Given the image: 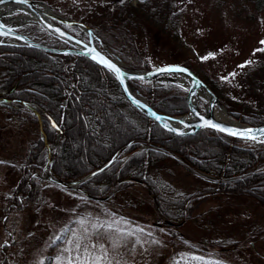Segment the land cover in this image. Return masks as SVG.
<instances>
[{"label":"rangeland","instance_id":"obj_1","mask_svg":"<svg viewBox=\"0 0 264 264\" xmlns=\"http://www.w3.org/2000/svg\"><path fill=\"white\" fill-rule=\"evenodd\" d=\"M25 1L42 3L57 17L100 31L108 12L117 5L129 3L137 13L130 19L128 31L152 70L175 65L197 75L224 107L225 114H215L219 121L223 116L236 125L253 128L243 120L253 118V114L264 117V44L261 43L264 41V6L260 5L261 9L257 10L253 2L258 0ZM168 6L180 15L177 31L171 28V20L163 10ZM23 14H14L11 22L2 19V23L19 28L20 34L37 44L42 41L53 45L55 38L39 25L18 27L13 23L30 16ZM110 31L102 34L112 42V36L116 35ZM71 33L74 38L87 41L78 29L74 28ZM173 33L178 41L172 37ZM100 46L106 50L104 45ZM162 80L165 81L151 84L152 89L171 86L184 91L177 82L178 76ZM197 105L203 113L207 107L204 96L198 98ZM23 119L24 122L14 120L0 111V253L4 245L11 246L6 251L8 264H68L69 261L78 264L84 260L93 264L95 257L102 258L101 264L109 261L111 264H264V234L253 238L250 232L251 226L264 227V209L247 199L217 197L198 202L189 213L185 228L177 232L186 243H172L173 249L164 228L158 224L149 195L140 184H129L123 193L115 194L110 203L103 204L51 185L47 182L53 177L50 173L34 172L41 200L37 205L23 202L6 214L29 148L40 139V123L34 124L26 116ZM260 144L264 145V141L244 142L239 146L254 151ZM170 164L168 172L161 173L165 182L186 194L201 189L202 182L184 170L181 162L171 161ZM82 220L83 225L79 223ZM93 224L97 228H93ZM101 224L104 227H99ZM57 237H63L64 243L51 255L49 249ZM226 237L236 242V250L214 248ZM193 241L209 250L194 251L190 246ZM117 242L118 246H114ZM227 249L230 252H226Z\"/></svg>","mask_w":264,"mask_h":264},{"label":"trees","instance_id":"obj_2","mask_svg":"<svg viewBox=\"0 0 264 264\" xmlns=\"http://www.w3.org/2000/svg\"><path fill=\"white\" fill-rule=\"evenodd\" d=\"M125 4L117 5L106 14L101 31L90 29L106 50L130 70L150 72L152 68L144 61L128 31L130 19L137 11L129 3ZM253 4L259 10L264 0ZM173 9L168 6L163 10L171 20V28L177 31L180 15ZM62 29L73 36L74 29L66 26ZM107 31L116 35L112 34V42L103 38L102 33ZM172 37L177 40L176 34ZM38 44L57 50L68 48L58 39H53L51 46L42 41ZM96 48L102 51L100 44ZM130 86L161 116L176 118L188 113L187 93L177 87L152 89L150 83L144 82H131ZM0 111L23 122L26 116L41 127L40 139L30 146L19 171V183L9 199L6 214L23 202L39 203L35 173H50L59 182L71 183L92 176L110 163L102 173L82 183L79 188L83 197L91 202L110 203V199L123 193L129 184H140L151 199L154 215L172 249V243H186L177 232L185 228L195 205L206 198L247 199L264 209L263 144L254 151L241 148L239 145L244 142L211 130L176 138L131 107L113 76L88 59L53 56L26 47L0 46ZM253 115L243 122L252 127L264 126V117ZM171 161L181 162L184 170L204 182L201 189L186 194L165 182L161 173L168 172ZM201 174L208 178L200 177ZM251 229L253 238L264 234V227L251 226ZM63 240V237L55 240L49 254L62 247ZM235 245L233 239L226 237L214 248L236 250ZM190 246L197 252L209 250L194 241ZM9 248L10 245L3 246L0 264H8L5 257Z\"/></svg>","mask_w":264,"mask_h":264},{"label":"water","instance_id":"obj_3","mask_svg":"<svg viewBox=\"0 0 264 264\" xmlns=\"http://www.w3.org/2000/svg\"><path fill=\"white\" fill-rule=\"evenodd\" d=\"M8 7L15 9L14 14L24 13L34 17L37 21V25H39L52 37L58 39L63 44H66L68 48H65V50H57L46 46H41L34 42L32 39H29L28 37L20 34L18 32L19 28L7 26L3 24L1 20L0 26H3V28L0 29V31H2L3 34H0V46L26 47L28 49H34L53 56L66 55L75 58L82 57L90 60L93 64L101 67L105 72L113 76L118 86H120L123 96L127 99L131 107H134L139 113L148 118L151 122L157 124V126L161 128L164 132H167L176 138H188L189 136H194L198 134L201 130H211L218 133L219 135H223L227 138H230L231 140L233 139L240 142L254 144L256 142L264 141V135L260 134V130L264 129V127L250 128L245 127L243 125L234 126L225 124L221 120H217L215 114L217 112H222L225 114L224 107L222 106V104H220L218 98L214 95V93L211 92L209 87H207V85L203 83L197 75H195L186 67L184 68L182 66L175 65L166 66L163 68L153 69V71L150 72H136L130 70L125 64L118 60V58L114 54H111L105 49H103L102 52L98 48H96L97 43L100 45L102 44L100 43L98 38H96L95 35L92 33L91 29L88 28L86 25L57 17L53 13H51L49 8H47L42 3L39 4L32 1L28 2L25 0H21V2H17V0H2V2H0V10ZM63 26L72 29H78L86 36L87 41L84 42L81 39H78L76 37L74 38L70 34L63 31ZM97 54L99 55L97 56ZM100 57H103L104 60H107L109 63L114 65L115 68L119 69V73L108 69L102 63H98L97 61ZM166 69H184V71H162ZM167 76H178V84L187 93L186 105L188 108V113L184 117H165L157 114L149 106L145 98L139 96L138 92H136L134 88L130 86L131 82H144L150 83L152 85L155 83H161L164 81L162 79ZM181 83H184L185 86H183ZM203 96L207 107L205 108L204 112L201 113L198 109V105L195 104V101H197L198 98H203ZM133 101H136L137 103H133ZM157 117H159V119H157ZM206 121H211L213 124L222 126L225 129H233L237 131L251 129L252 134L256 136V139L243 138L239 135H229L226 131H218L216 128L206 126ZM49 156L50 155L48 154V157ZM110 165L111 163L105 166L102 170L93 173L92 176L99 175ZM92 176L81 179V181L71 183L62 181L59 182L54 178L49 177L47 179V182L55 187H58L59 189L61 188L62 190L70 192L74 191L80 196H83L84 193L80 190L79 187L82 185L83 182H85Z\"/></svg>","mask_w":264,"mask_h":264},{"label":"snow or ice","instance_id":"obj_4","mask_svg":"<svg viewBox=\"0 0 264 264\" xmlns=\"http://www.w3.org/2000/svg\"><path fill=\"white\" fill-rule=\"evenodd\" d=\"M0 2H2V0H0ZM17 2H21V0H17ZM3 26H0V29H2ZM0 34H3L2 31H0ZM262 44H264V41H261ZM99 54H97L98 56ZM204 59H207V57H205ZM98 63H102L105 67H107L108 69L119 73V69L115 68L114 65H112L111 63H109L107 60H104L103 57H100L97 61ZM241 67H243V65H241ZM162 71H184V69H166V70H162ZM133 103H137L136 101H133ZM154 115V114H153ZM157 119H159V117H157ZM205 125L208 127H213L216 128L218 131H226L229 135H239L243 138H251V139H256V136L254 134H252V130L251 129H246L243 131H237V130H233V129H225L222 126L213 124L211 121H206ZM55 127V125H53ZM260 134L264 135V129L260 130ZM79 223H81V225H83L85 223V221H79ZM115 223L119 224L120 221H116ZM93 228H97L96 224L92 225ZM99 227H104L103 224L99 225ZM109 228H112V225H108ZM129 235H131V233H129ZM57 239H59V237H57ZM118 243L114 246H118ZM77 248L80 247V244L77 243ZM92 247H96V245H92ZM107 256V253L105 252V257ZM101 257H95L93 258V264H101ZM41 264H43V262H41ZM58 264H61V262H58ZM68 264H71V261L68 262ZM78 264H87V260L84 261H78ZM108 264H111V262L109 261Z\"/></svg>","mask_w":264,"mask_h":264},{"label":"bare ground","instance_id":"obj_5","mask_svg":"<svg viewBox=\"0 0 264 264\" xmlns=\"http://www.w3.org/2000/svg\"><path fill=\"white\" fill-rule=\"evenodd\" d=\"M0 20L2 21V19H6L8 22L12 21V17L14 16V12H15V9H12V8H4V9H1L0 11ZM24 15V14H23ZM13 23H15V25H17L18 27L20 26H24L25 24H31V23H34V24H37V21L34 17H32L31 15L30 16H25L23 19H21L20 21H14ZM20 33V31H19ZM25 33V32H24ZM26 35V34H25ZM123 62V61H122ZM152 71V70H151ZM165 81V80H164ZM183 86H185L184 83H181ZM159 85V84H158ZM162 85V84H161ZM198 100V99H197ZM195 104H197V101H195ZM21 107V106H20ZM4 110V109H3ZM220 120L222 122H224L225 124H228V125H234L236 126V124L233 122V121H227L224 119L223 116H220ZM235 121V120H234ZM157 125V124H156ZM25 161V160H24ZM39 174V173H38ZM90 175V174H89ZM88 175V176H89ZM200 181V180H199ZM204 183V182H203ZM202 183V185H203ZM199 190V189H198ZM220 195V194H219ZM223 195V194H222ZM215 196V195H214ZM218 196V195H217ZM229 196V195H228ZM232 197V196H231ZM238 198V197H237ZM241 198V197H240ZM256 206V205H255ZM260 206V205H259Z\"/></svg>","mask_w":264,"mask_h":264}]
</instances>
